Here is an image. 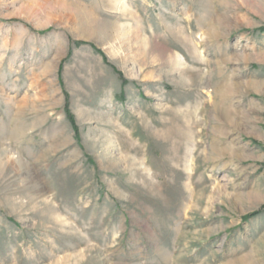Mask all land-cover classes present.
Listing matches in <instances>:
<instances>
[{"label": "rangeland", "instance_id": "rangeland-1", "mask_svg": "<svg viewBox=\"0 0 264 264\" xmlns=\"http://www.w3.org/2000/svg\"><path fill=\"white\" fill-rule=\"evenodd\" d=\"M0 264H264V0H0Z\"/></svg>", "mask_w": 264, "mask_h": 264}]
</instances>
